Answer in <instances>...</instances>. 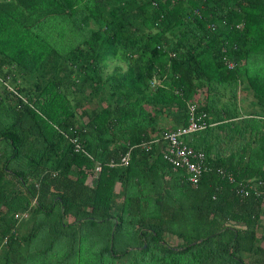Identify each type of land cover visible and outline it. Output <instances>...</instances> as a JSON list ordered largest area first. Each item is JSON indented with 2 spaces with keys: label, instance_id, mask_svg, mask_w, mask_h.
<instances>
[{
  "label": "trees",
  "instance_id": "1",
  "mask_svg": "<svg viewBox=\"0 0 264 264\" xmlns=\"http://www.w3.org/2000/svg\"><path fill=\"white\" fill-rule=\"evenodd\" d=\"M262 10L264 0H0V264H25L46 226L37 218L54 211L48 225L89 253L84 264H264V200L217 174L264 187V121L236 109L246 59L264 51ZM192 101L205 127L185 141L207 167L195 187L161 153V133L186 122ZM127 150V166L105 165ZM126 228L134 243L114 249Z\"/></svg>",
  "mask_w": 264,
  "mask_h": 264
},
{
  "label": "built area",
  "instance_id": "2",
  "mask_svg": "<svg viewBox=\"0 0 264 264\" xmlns=\"http://www.w3.org/2000/svg\"><path fill=\"white\" fill-rule=\"evenodd\" d=\"M230 67L231 64L228 63ZM205 127V123L200 119V116L196 113V102L192 101L187 106V118L183 125L177 126L174 129H165L161 133V138L164 147L161 151L162 158L167 162L170 167L174 170L180 167L184 170V178L191 183V186L195 187L199 175L207 168L205 166V159L200 151H197L189 147L184 139L185 135L188 133H193L201 130ZM75 142V140H72ZM147 146V145H146ZM75 151H83L79 144H74ZM129 150L124 152L119 156L118 160L110 159L105 165L108 168L115 167H125L129 163ZM84 154L88 155L84 152ZM101 164L98 162L94 166L95 172L100 171ZM217 174L221 177L226 178V180L232 185V189L236 195L239 197H247L249 195L259 196L264 200V187L260 181H243L236 180L234 176L224 169H217ZM34 201V199L32 200ZM27 212H22L19 215H14V217L19 220L21 217H25Z\"/></svg>",
  "mask_w": 264,
  "mask_h": 264
},
{
  "label": "rangeland",
  "instance_id": "3",
  "mask_svg": "<svg viewBox=\"0 0 264 264\" xmlns=\"http://www.w3.org/2000/svg\"><path fill=\"white\" fill-rule=\"evenodd\" d=\"M192 133H188L185 135L184 139L188 140L191 137ZM57 215V212L54 211L52 215L47 216H39L37 220L44 219V222L46 223L45 227L41 228L40 232L36 235L35 238L31 240L30 245L25 248L27 250L29 255L28 260H26L25 264H79L86 263V260L88 259L89 253H77L74 248L72 250H68V244L66 246L63 245L65 237L62 236V242L61 237L55 236L54 233L58 232V230L55 229V232H53L52 226L48 225L49 223H52V221L55 219ZM65 219L68 220V217ZM102 226L103 231H106V227L108 224L103 223ZM78 229L80 231V237H83L84 234L82 231H86L84 225L78 226ZM105 229V230H104ZM72 226L68 227L65 231L66 233L71 232ZM90 232L93 239H91V235L87 236V242L94 241L96 242L97 237H101V231H97L98 235L94 232V230L90 229ZM105 232H103V235ZM56 238V239H55ZM165 239L167 242L174 244L175 242H178L179 240L176 239V237L172 236H165ZM134 234L129 229H122L119 231V233H116L113 239V247L114 249H122L125 246L130 247L134 243ZM97 245L93 247V249H97L100 246V243L96 242ZM88 251V250H87ZM69 252V253H68ZM40 253V254H39Z\"/></svg>",
  "mask_w": 264,
  "mask_h": 264
},
{
  "label": "crops",
  "instance_id": "4",
  "mask_svg": "<svg viewBox=\"0 0 264 264\" xmlns=\"http://www.w3.org/2000/svg\"><path fill=\"white\" fill-rule=\"evenodd\" d=\"M262 12L264 14V10ZM258 44L260 48L264 47V42ZM245 66L243 80L238 83L236 91L238 117H256L264 121V51L253 50L247 57ZM252 87L258 89L259 95L253 94ZM260 220L264 223V213Z\"/></svg>",
  "mask_w": 264,
  "mask_h": 264
},
{
  "label": "bare ground",
  "instance_id": "5",
  "mask_svg": "<svg viewBox=\"0 0 264 264\" xmlns=\"http://www.w3.org/2000/svg\"><path fill=\"white\" fill-rule=\"evenodd\" d=\"M188 104H189V103H188ZM178 125H179V124H178ZM178 125H177V126H178ZM174 128H175V127H174ZM172 129H173V128H172ZM194 134H195V133H194ZM115 160H116V159H115ZM101 167H102V166H101ZM251 196H252V195H251ZM247 197H248V196H247ZM252 197H253V196H252ZM242 198H243V197H242ZM245 198H246V197H245ZM258 199H259V198H258ZM260 199H261V198H260Z\"/></svg>",
  "mask_w": 264,
  "mask_h": 264
}]
</instances>
